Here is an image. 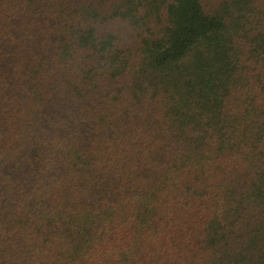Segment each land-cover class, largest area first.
Segmentation results:
<instances>
[{"label":"trees","instance_id":"16d2710c","mask_svg":"<svg viewBox=\"0 0 264 264\" xmlns=\"http://www.w3.org/2000/svg\"><path fill=\"white\" fill-rule=\"evenodd\" d=\"M0 264H264V0H0Z\"/></svg>","mask_w":264,"mask_h":264}]
</instances>
